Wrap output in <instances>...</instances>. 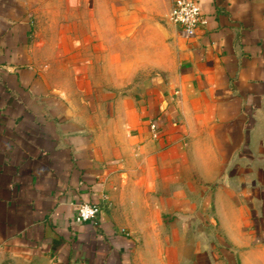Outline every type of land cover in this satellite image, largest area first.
<instances>
[{
  "label": "crops",
  "instance_id": "0c3cea01",
  "mask_svg": "<svg viewBox=\"0 0 264 264\" xmlns=\"http://www.w3.org/2000/svg\"><path fill=\"white\" fill-rule=\"evenodd\" d=\"M89 2L0 0V264H264V0Z\"/></svg>",
  "mask_w": 264,
  "mask_h": 264
},
{
  "label": "built area",
  "instance_id": "2783aa9c",
  "mask_svg": "<svg viewBox=\"0 0 264 264\" xmlns=\"http://www.w3.org/2000/svg\"><path fill=\"white\" fill-rule=\"evenodd\" d=\"M169 20L180 27L186 37H192L197 29L206 23V18L202 13L200 0H173L169 11ZM150 137L158 138L160 129L153 119L148 121ZM99 212V208L94 203L81 202L74 215L75 223L93 221ZM123 231V229H121Z\"/></svg>",
  "mask_w": 264,
  "mask_h": 264
},
{
  "label": "rangeland",
  "instance_id": "374dc122",
  "mask_svg": "<svg viewBox=\"0 0 264 264\" xmlns=\"http://www.w3.org/2000/svg\"><path fill=\"white\" fill-rule=\"evenodd\" d=\"M89 3V0H80L77 5L74 4V0H34L39 22L44 28L47 26L49 28L52 25L56 26L58 23L64 22V18L70 19L71 16L74 17L76 6L80 8V11L82 10L85 16L90 8ZM82 23H84V29L87 30L89 20L84 17ZM167 25L166 21H161L158 29L164 30Z\"/></svg>",
  "mask_w": 264,
  "mask_h": 264
}]
</instances>
